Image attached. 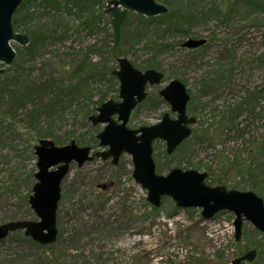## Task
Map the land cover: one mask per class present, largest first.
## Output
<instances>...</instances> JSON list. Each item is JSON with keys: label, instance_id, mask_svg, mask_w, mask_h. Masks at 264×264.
<instances>
[{"label": "rangeland", "instance_id": "obj_1", "mask_svg": "<svg viewBox=\"0 0 264 264\" xmlns=\"http://www.w3.org/2000/svg\"><path fill=\"white\" fill-rule=\"evenodd\" d=\"M156 1L167 6V0ZM179 1L182 5L194 4L192 10L199 22L192 26L190 35L168 31L157 36V21L139 19L129 12L135 16L127 18L126 35L119 43L120 55L90 53L89 58L109 70L117 68L118 56L127 57L142 71L149 58L158 63V68H151L163 72L164 79L149 86L146 98L133 108L127 122L132 129L156 124L164 113L175 118L158 90L171 79L184 83L190 95L187 113L197 120L191 136L172 154L165 153L162 140L153 142L159 174L165 175L174 167L206 171L211 174L207 178L210 185H216L218 180L228 189L253 191L264 201V12L248 14L244 0ZM213 3L219 14L202 17V12H207ZM36 4L30 9L38 10ZM105 4L106 0H99L93 6L102 16L88 29L81 27L75 13H67L64 26L68 27V37L62 41L47 40L31 62L25 61L27 53L21 50L23 74L34 82L49 80L52 89L41 99L35 98L33 104H27L26 111L33 105L44 108L37 119L24 116V109L14 118L0 121V225L38 220L28 198L36 181L33 148L39 139L48 138L57 146L74 140L80 147H90L92 154L107 148L100 146L95 137L104 125H92L88 116L96 113L102 93L106 100H120L118 84L115 91L107 77L96 73L91 75L88 89H81V84L77 91L70 90L65 69L73 58H80L79 52L93 45L106 50L114 45ZM40 22L52 25L47 15H42ZM136 27L142 32L134 39L130 34ZM188 38H204L206 43L188 49L183 46ZM157 39L164 45L162 50H149L147 44ZM12 46L17 54L23 48L17 43ZM1 68L4 71L0 81L7 73H14L12 64L0 63ZM77 82L78 78L70 79L69 86ZM50 98L57 101L48 116L50 109L45 106ZM191 102L196 105L197 115L190 111ZM3 109L4 105L0 111ZM33 125L48 134L38 137ZM194 131H205L207 137L198 142L193 138ZM249 167L254 169L250 173ZM131 172V157L126 153L115 165L110 159L96 156L82 166L70 162L60 183L56 240L40 245L22 230L10 232L0 239V264H226L245 252L249 242L264 244V234H255L249 222H244L242 228L243 234L248 233L247 239L242 236L235 242L234 215L230 211L204 219L200 208H177L168 217L175 203L165 197L158 212L152 213L146 190L132 179ZM250 264H264V250L260 254L258 250Z\"/></svg>", "mask_w": 264, "mask_h": 264}, {"label": "water", "instance_id": "obj_2", "mask_svg": "<svg viewBox=\"0 0 264 264\" xmlns=\"http://www.w3.org/2000/svg\"><path fill=\"white\" fill-rule=\"evenodd\" d=\"M24 0H0V63L9 66L16 58V51L10 43L26 46V33L14 30L12 18ZM121 7L145 17L166 14L169 9L156 0H106L105 11ZM204 38H188L183 46L189 49L202 46ZM117 69L112 74L117 78L119 101L108 99L102 102L96 113L88 120L93 124H103L96 134L98 144L107 147L95 152L94 156L117 164L121 154L131 156L132 178L147 192V202L159 207L163 197L171 198L178 208H200L204 219H211L221 211L234 215V240H241L244 222H249L258 232L264 233V201L253 191L227 189L222 185H208V173L196 169L174 167L165 175L158 174L152 156L154 140L165 143V152L171 154L177 146L192 133L191 125L196 117L187 114L190 99L184 83L171 79L159 89V96L170 105L171 118L164 113L156 124L132 129L127 126L131 111L147 95V86L160 84L164 74L153 68L140 70L125 56L116 58ZM3 68L0 69V73ZM115 116V117H114ZM36 156L35 183L28 203L39 218L37 221L17 220L0 225V239L9 232L22 229L33 241L47 245L56 240V209L60 199V183L69 171L70 162L82 166L93 159L91 148L78 146L74 140L57 146L48 138H41L34 145ZM104 186H102L103 188ZM257 256V249L250 248L232 258L227 264H247Z\"/></svg>", "mask_w": 264, "mask_h": 264}, {"label": "trees", "instance_id": "obj_3", "mask_svg": "<svg viewBox=\"0 0 264 264\" xmlns=\"http://www.w3.org/2000/svg\"><path fill=\"white\" fill-rule=\"evenodd\" d=\"M244 8L245 11H249L248 14L253 13V11L264 12V2L258 0H244ZM37 3L38 10H31L30 7L32 4ZM97 1L90 0H24L21 6L16 10L13 15V26L16 31H22L28 34L29 44L27 46H23L16 56V59L13 61L12 65L14 66L13 74H6L2 80L0 81V108L4 105V109L0 111V121L5 118H14L19 110H24V116L28 118L35 119L43 110L40 107H33L31 110H27V104H33L35 98L41 99L44 97L50 89H52V84L49 80H42L39 82L31 81L27 75L23 74L21 69L22 59H20V55L22 53L21 50H25L27 53L26 62H31L33 57L37 53L36 51L40 46L44 45L47 40L52 41L59 40L62 41L68 37V27L65 25V15L75 13V15L80 19V25L82 28L88 29L91 28L95 21H100L102 12H95L93 6L98 4ZM166 4L169 8L167 14L155 16V17H144L141 15H136L137 18L143 20H152L157 21L155 24V34L158 36L161 33L168 31H177L182 33L183 35H190V30L192 26H194L197 22H199L197 18V14L193 12L192 8H194V4L192 2H188L186 5H182V2L179 0H167ZM76 10V12H74ZM42 12V13H41ZM105 12V10H104ZM227 11L226 13H228ZM38 13V15H37ZM106 13V12H105ZM108 18L110 24L113 28V36H114V45L106 50L101 47H96L93 45L90 48H87L84 52H79L80 58H73L69 67H65L68 74V86L70 90L79 89L81 85V89H88V81L92 74L100 73L101 76L107 77L108 81L111 83L112 89L117 91V79L112 74V70L104 68L102 65L99 66L98 63L92 62L89 58L90 53H108L112 57L120 55L119 43L123 42L126 35L127 28V18L133 14L125 11L121 8L110 9L108 12ZM211 13L213 15L219 14V9L216 4H211V7L207 10V12H202V17L206 14ZM42 15H47L50 18L52 23L51 26H47L46 23H41ZM135 16V15H133ZM161 20V21H160ZM202 20V18H201ZM257 19H256V22ZM163 25V27H162ZM142 32L141 28L136 27L135 31L133 30L130 34V37L137 38ZM140 33V34H139ZM155 35V36H156ZM159 39L155 41H151V43L147 44L149 50H157L158 52L162 50L164 45L158 42ZM126 52V51H125ZM77 55V56H78ZM18 57V58H17ZM145 67H155L158 68V63L151 57L145 62ZM78 78L79 83L69 86L70 79ZM213 86V83L210 84ZM57 94H55L56 96ZM106 94H101L98 98V104H101L106 100ZM57 98V97H56ZM55 98V99H56ZM158 98V97H157ZM55 99H51L47 102L46 106L50 110L47 115L50 116L51 112H53L52 108L54 104H56ZM251 99V98H250ZM193 101V98H192ZM190 111L193 115H197L196 113V105H193L191 102ZM46 110V108H45ZM46 113V112H45ZM37 119V118H36ZM32 128L38 131V137H44L48 134L47 131L40 130L37 126L33 125ZM193 138L198 142H203L204 137H207V133L204 132H193ZM184 142V141H183ZM182 142V143H183ZM181 143V144H182ZM180 144V145H181ZM179 145V146H180ZM159 167L156 166V170ZM254 169L248 168L249 173ZM211 175V174H210ZM208 174V177L210 176ZM31 178L32 176L29 175ZM207 177V178H208ZM211 177V176H210ZM264 177V176H262ZM215 181V180H214ZM221 181L216 180L215 183L220 184ZM206 183L207 179H206ZM209 184V183H208ZM164 200V198H163ZM162 200V201H163ZM152 213H157L158 208L150 206ZM177 208L174 206L173 211L168 213V217H171L175 214ZM255 234H260L258 231H253ZM247 231L244 232L243 238L247 239ZM251 247L256 248L260 252L264 250V244H259L257 242H249ZM250 246L248 248H250Z\"/></svg>", "mask_w": 264, "mask_h": 264}]
</instances>
